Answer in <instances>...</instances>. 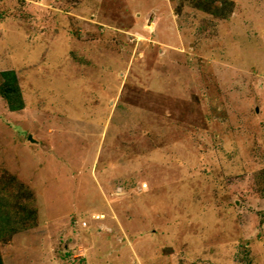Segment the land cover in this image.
Wrapping results in <instances>:
<instances>
[{"label":"rangeland","instance_id":"374dc122","mask_svg":"<svg viewBox=\"0 0 264 264\" xmlns=\"http://www.w3.org/2000/svg\"><path fill=\"white\" fill-rule=\"evenodd\" d=\"M7 71L4 264H264V0H0Z\"/></svg>","mask_w":264,"mask_h":264},{"label":"trees","instance_id":"16d2710c","mask_svg":"<svg viewBox=\"0 0 264 264\" xmlns=\"http://www.w3.org/2000/svg\"><path fill=\"white\" fill-rule=\"evenodd\" d=\"M1 76L3 78V88L0 89V96L4 98L8 105L9 108L12 111H19L22 110L23 108V99H22V93H21V88L19 85V80L17 77V74L14 71H7L4 73H1ZM1 225H3V230H8L9 227L7 220L5 218H0ZM1 233V232H0ZM0 264H4L3 260L0 255Z\"/></svg>","mask_w":264,"mask_h":264},{"label":"water","instance_id":"95a60500","mask_svg":"<svg viewBox=\"0 0 264 264\" xmlns=\"http://www.w3.org/2000/svg\"><path fill=\"white\" fill-rule=\"evenodd\" d=\"M28 141L31 142V143H33V144H36L37 143V141H35V139L33 138L32 135L29 136Z\"/></svg>","mask_w":264,"mask_h":264}]
</instances>
